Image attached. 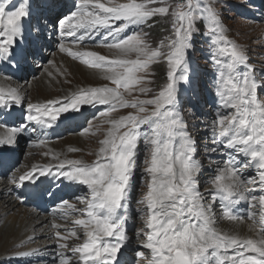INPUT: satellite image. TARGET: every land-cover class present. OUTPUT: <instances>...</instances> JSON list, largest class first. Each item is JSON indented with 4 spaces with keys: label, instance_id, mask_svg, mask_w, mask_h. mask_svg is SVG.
Here are the masks:
<instances>
[{
    "label": "snow or ice",
    "instance_id": "obj_1",
    "mask_svg": "<svg viewBox=\"0 0 264 264\" xmlns=\"http://www.w3.org/2000/svg\"><path fill=\"white\" fill-rule=\"evenodd\" d=\"M219 3L220 0H197L196 3L189 0L172 8L167 0L126 3L71 0L72 10L59 18L55 29L59 51L110 83L81 86L64 97L28 102L26 108L24 96L17 88L7 91L0 88V112L5 117L14 108H23L20 122L7 127L5 119L0 124L6 127L0 136V148H13L25 132L31 136L38 130L52 129L81 117L87 121L92 116L93 120L109 125L105 138L99 142L95 162L89 164L81 159L55 156L56 165L34 164L18 178L11 177L22 203L54 196L50 191L53 180L48 177L60 185L58 191L61 188L86 190L84 198L77 196L76 199L86 202V209L80 212L86 213L87 218L75 219L71 229L57 223L49 226L58 264H73V258L75 264H119L128 240L125 225L138 172L147 187L146 193L136 201L139 205L136 211L144 218V226L137 232L138 238L143 237L138 247L151 251V258H145L146 264H264V194L258 197L260 238H245L215 227L217 201L222 217L239 223L243 219L239 205L249 204L247 215L254 220L251 209L257 197L252 193H264V101L259 100L264 80L257 79V70L249 64L247 49L226 35L216 7ZM244 3L245 0H240L234 7L242 8ZM157 4L161 6H154ZM29 6L25 0L15 10L6 12L5 4L0 3V65H10L16 73L30 67L51 37L46 30L48 19L41 15L32 23ZM46 7L49 11L55 10L57 0H50ZM168 15L173 18L171 34L153 48L144 26L150 19ZM198 20L205 22L202 35L210 40L208 59L216 69L209 90L215 120L211 144L204 145V152L208 156L218 153L228 157L224 168L212 180L213 188L207 190L210 196L200 191L203 166L196 159L198 140L188 131L178 106L182 89L190 91L193 98L200 93L189 58ZM85 44L107 47L114 54L104 55L86 48ZM222 55L229 58L226 64L220 59ZM161 62L166 63L167 72L166 82L159 90L145 99L125 98L124 93L131 96L133 91L145 96L151 93L152 89L147 87L152 83L148 78L150 70ZM48 63L51 65L53 61ZM260 72L264 74V68ZM0 74L8 75L4 71ZM48 75L51 77L52 73ZM127 108L134 111L118 119L110 118L111 112ZM92 126L89 122L82 131L88 133ZM142 152L146 156L141 168ZM249 158L250 163L245 167L254 164L258 175L245 180V169L240 165ZM246 183L258 187L242 191ZM57 200V210L64 216L76 211L68 200L62 197ZM81 230L85 239L73 243L79 240ZM34 239L35 236L28 237L29 241ZM38 252V248H33L17 251L15 255L32 257ZM136 256L145 254L137 251Z\"/></svg>",
    "mask_w": 264,
    "mask_h": 264
},
{
    "label": "rangeland",
    "instance_id": "obj_2",
    "mask_svg": "<svg viewBox=\"0 0 264 264\" xmlns=\"http://www.w3.org/2000/svg\"><path fill=\"white\" fill-rule=\"evenodd\" d=\"M25 0H0V3L5 4L6 12L7 11H13L15 8L19 6L20 3H24ZM30 4V17L31 22L34 23L38 16H45L48 19V25L46 26V30L48 32H51L52 36H56L55 29L57 22L59 18L63 15H67L71 10V0H57L58 7L55 10L49 11V9L46 7V5L50 2V0H28ZM102 2L108 3L109 0H102ZM113 3H126L129 2V0H112ZM137 2H143V0H137ZM189 0H167V5H171L172 8H175L177 5L187 4ZM197 0H193V3H196ZM240 3V0H220V3L216 5L217 9L220 11V18L222 20V24L225 28L226 35L229 37L231 41H233L235 44L239 45L242 48L247 49V54L249 56V64L254 67L257 70V79L258 80H264V74H261L260 69L264 68V0H245L244 7L238 8L234 7L235 5H238ZM62 5V6H59ZM221 5H224V7L221 9ZM154 6H161L159 4ZM172 17L171 15L168 16H157L153 19H150L148 22V25L144 26V31L148 32L149 35V44L151 47L156 48L162 40L165 39V37H168L171 34L172 30ZM204 21L198 20L197 23L194 26V35L193 43H194V49L189 52V58L190 62L193 66V68L196 71V83L199 85L200 93L195 98L192 97V93L190 91H184L182 89L181 95H180V102H179V109L184 116L185 121L188 125V131L190 134L197 138L198 140V154L196 156V159H200L203 166V171L199 176V184H200V191L201 192H207L205 194L206 196H210V193L207 190L212 189L213 184L212 180H214V174L216 172V163L218 160H220V163L224 165V161L227 160V155L221 156L218 153L212 156H208L204 152V145L205 144H211V130L213 126V122L215 120V108L213 104V97L209 95V90L212 89V81H213V75L215 72V65L211 63L208 59L209 53L211 50V44L210 40L206 39L202 33L204 32ZM150 25V27H149ZM56 39L57 36H56ZM49 41V40H48ZM86 48H90L92 50L98 51L104 55L112 56L114 54L113 51H109L107 47L99 46V45H93V44H85ZM61 54L59 51H55L48 56H43L42 58H36L35 62H39L40 65L36 66V73L33 77L28 78L25 81V78L27 77L30 72H32V66L33 63H31L30 67L25 70L24 72H20L19 74L15 73L13 70H6L11 76L14 72V76L18 78V80H23L22 82L27 83L30 79L37 77L38 72L37 70L46 71V69L49 68V72L52 73V76L54 75L58 77L56 81L60 86H68L71 83H69L67 76H73L72 71L74 70V63L84 67L80 62L74 61L70 58V61H58V66L53 64H49L48 61H53L54 55ZM51 55V56H50ZM132 58H135L134 56ZM220 59L223 63H227L228 57L225 55L220 56ZM74 62V63H73ZM0 68H2L0 66ZM241 71L243 69H240ZM1 71V70H0ZM60 72H63V74H59ZM166 72H167V65L166 63H157L154 64L151 67L150 70V76L149 79L152 80L151 84H148L147 87L152 89L151 93H148L147 96L141 95L138 91H133L131 93V96L127 95V93H124V90L121 89V92L125 94V98L131 99L132 97L138 96L141 99L149 98L151 95H154L155 92L159 90V87L162 86L166 82ZM70 74V75H69ZM10 80V79H9ZM103 80V79H102ZM101 79L94 84V82L91 83L89 86H97L104 83H110L108 81ZM12 82H17L15 80H11ZM19 82V83H22ZM101 82V83H100ZM115 87V85H111ZM42 84L34 83L32 84V88L28 89L26 92V97L24 98V104L26 108V103L30 102V94L34 91L35 94L41 93ZM53 93V92H51ZM57 94H52L49 99L57 98ZM259 100L264 101V91H262L259 95ZM28 101V102H27ZM17 110H20L21 113H23V108H14ZM134 111L131 108L127 109H117L113 112H111L110 118L112 119H118L121 115H126L128 112ZM234 111V110H231ZM194 113V114H193ZM0 113V117H1ZM4 115V114H3ZM7 120V118H6ZM22 120V117H20L17 122H20ZM5 122V119L4 121ZM89 122L93 125L90 128V131L88 133H84L82 131V127L89 126ZM109 125L101 123L99 120H93L92 116L88 117V120L85 121L83 118H78L73 121H68L64 123H60L58 127L48 129L47 131L38 130L37 135H29L27 132H25L18 140L17 145L15 146V149L12 150L13 154H10L9 156L11 158L9 159H0V177H2V180L8 181V184L11 185L12 193L16 196V190L14 189V186L11 182V175L15 174L19 169L29 168L28 165H25L26 160L30 161H39L38 163H44V162H58V160L54 159V156L52 154L45 155L46 151L44 149V143H39L40 140H47V141H54V142H60L64 141L66 144H73L70 138L72 135H81L83 138L82 142L84 145L86 144V149L84 148H76L78 151L76 152H68V156H64V158L67 157V159H81L89 164L95 162L97 160V152L100 147V140H103L105 138V134L107 131V128ZM205 127L208 128V131L205 132ZM54 132V135L50 138H45V136L49 133ZM99 134V135H98ZM100 134L102 137H100ZM97 136V137H96ZM42 137V139H37ZM97 138V139H96ZM74 139V138H73ZM56 142V143H57ZM94 142L93 146H88L89 143ZM88 146V147H87ZM75 148V147H70ZM31 150V151H28ZM145 153H141L139 157L140 161V167L142 168L144 166V160H145ZM214 159H218L215 160ZM243 159V158H242ZM43 162H42V161ZM250 163L249 161H245L240 165L242 169H245L244 172V178L247 180L250 176L258 175L255 171V165H251L250 168H246L245 165ZM56 165V164H55ZM214 170V174L211 173V170ZM2 172V173H1ZM17 174V173H16ZM17 177V176H16ZM18 178V177H17ZM244 186H250L252 188L258 187L253 186L251 184H245ZM147 187L144 182L141 181L139 172L137 173L136 181H135V190L132 193V203L131 208L128 212V220L125 225L126 234L130 235V242H132L131 246L132 248L123 247L122 254L119 256V264H146V259L151 258V253L147 249H143L142 247H138L140 245L141 240L143 237L137 236L138 230H140L144 226V218L141 216L140 213L136 211V209L139 207L137 205L136 201L140 200L144 193H146ZM257 197V201L255 202V206L251 209L257 218H259V202L258 197L261 194L259 191H254L252 193ZM60 197L63 199H66L69 201V203H72L75 205L76 211H74L71 215H68L70 218V221H66V225H64L65 228L71 229L73 227V221L76 218V216H82L80 210L86 209V202L84 199L77 200L76 197L79 196L81 198H84L86 196V190L83 188H77L75 191L72 189H65L63 188L60 192ZM87 199H91L90 196H87ZM250 199V197H249ZM2 197H0V221L3 217V214L1 213V204H2ZM35 201L28 200L27 202H20L23 206H33V203ZM217 204L220 205V202L217 201ZM245 206V209L249 211V204L243 203ZM57 219L62 220L61 217H56ZM36 231L38 230L37 227L34 228ZM65 235L68 233L65 232ZM41 235L38 233L37 237L39 238ZM52 235L46 236V239L50 241V243H46V247L41 246H35L33 248H38L40 254H44L45 252H52L54 250L53 256L55 258L54 263L58 264V261L56 260L55 253L57 252V249L54 245V239L51 238ZM43 238V237H40ZM39 238V239H40ZM51 238V239H50ZM85 239L83 235V231L81 230L79 232V240H74L73 243H80L83 242ZM114 242V241H113ZM26 249L25 246H22L20 244H14L11 247L8 248L6 254L4 256L0 257V262H3V264H37V257L36 255L32 257H18L16 256L17 251H30L31 249ZM41 248V249H40ZM43 250V251H42ZM137 251H143L145 256L144 257H137L136 253ZM43 252V253H42ZM9 254V255H8ZM52 254V253H51ZM69 255H71L69 253ZM36 256V257H35ZM145 262V263H144ZM41 264H52L50 262H42ZM73 264H75V258H73Z\"/></svg>",
    "mask_w": 264,
    "mask_h": 264
},
{
    "label": "bare ground",
    "instance_id": "obj_3",
    "mask_svg": "<svg viewBox=\"0 0 264 264\" xmlns=\"http://www.w3.org/2000/svg\"><path fill=\"white\" fill-rule=\"evenodd\" d=\"M25 27L26 28L28 27L27 21L25 22ZM57 42H58V39H56V36L51 35L49 41L46 44V47L41 50L38 58H42L43 56L46 57L55 51H59ZM65 43H69V42H65ZM60 53H61L60 55L59 53H57L58 55L57 56L54 55L53 57V62L57 66L59 64L58 61H66V60L70 61L71 59L69 56H67V54L62 53V52ZM37 65H40V63L39 62L33 63L32 72H30L27 69L30 74L27 75V77L25 78V81L28 78H31L35 75ZM79 65L74 63L73 66L75 68L72 71L73 76L71 77L67 76L69 82L71 83L68 86L67 85L60 86L58 84L59 81L58 82L56 81L58 77H56L55 75L54 77L53 76L50 77L48 75V72H49V68H48L46 69V71H42L40 69L37 70L38 76L30 79L27 83L25 82L23 83L22 82L23 80H18L17 77L9 76V74L7 76L0 74V88L4 89L5 91H7L10 88H17L25 98L26 92L28 91V89L32 88V84L41 83L42 87L41 89H38L41 91V93L35 94L33 91L30 94V99H28L30 100V102H38V101L47 100L49 99V97H51L52 94H57L56 95L57 98L64 97L68 95L71 91H74L78 87L89 86L91 85L92 82H94V84L96 85L95 82L101 79V78H98L93 73V71L87 68L85 65L84 67H81ZM0 66L2 67L0 68V70L4 72L8 69L13 70L10 65H0ZM12 75H14V72ZM11 80H15L17 82H12ZM19 82H22V83H19ZM0 113L2 114L0 117V124H4L3 121L4 119L7 118V127H11L13 122H17V120L20 117H22V113L20 112V110H17V109H13L11 115L7 117H5V114L3 112H0ZM37 128L39 129L40 126H37ZM47 130L48 129H43V131H47ZM52 130L53 129H51L50 131ZM5 131H6V127H0V136H2ZM35 135H37V133ZM53 135H54V132H52L51 135L48 133L45 136V138H50ZM100 137H102L101 134H100ZM82 138L83 137L81 135H72L70 139L73 140L72 141L73 144H70V143L66 144L64 141H60V142L56 141L57 142L56 143L52 140L50 141L45 140L44 149L46 153L48 154L50 153L54 157L59 156L61 159H64V156H68V152H69L68 149L70 147L86 149V144L84 145V143L82 142L83 140ZM37 139H42V137L37 138ZM18 140H17V143H18ZM17 143L15 144V146L17 145ZM93 145H94V142L88 144V146H93ZM15 146L10 149L0 148V159L7 160L11 158L9 155L13 154L12 150L15 149ZM28 151H31V150H28ZM197 160L201 162L200 159H197ZM215 160H218V159H214V161ZM38 162L26 160L24 164L28 165L29 168H24V169L21 168L16 172L17 174L16 173L12 174L11 177L12 176L19 177V175L23 174L24 172L31 170L34 164L36 165H44V164L55 165L58 163V162H44V163H38ZM216 167L217 168L215 169L216 170L215 174L213 173L214 170L213 169L211 170V173L214 174V176L218 174V171L220 169L224 168V165L220 163V160H218V162L216 163ZM2 179L3 178L0 177V197H2L3 199L1 200L2 201L1 213L5 217H3L0 221V257L4 256L8 248L14 244H20L22 246H25L26 249H30L35 246L44 247L46 243L49 244L50 241L46 239V236L52 235L49 226L52 223H57V224L64 226L66 225V221L64 220L70 221V218H71L68 216H64L57 210V206L59 203L57 198H61L60 192L63 188H61L58 191L57 187H60V185L56 183L53 177H48L47 178L48 180H53V186L51 187L50 191L55 193V195L51 197L46 195L43 200L35 201L33 203V206H23L20 203V200L17 198V196H15L12 193L11 185L8 184V181H6L5 179L4 180ZM39 179L42 181L45 180L44 177H40ZM45 186L47 187V184H45ZM245 189H253V188L250 186H244V188H242L241 190L243 191ZM204 194L208 195L207 192H204ZM238 211L243 213V219L239 223L235 221H228L226 218L222 217L220 205L216 204L215 206V220H216L215 227L219 229L221 232H227L229 234H237L245 238H253V239L260 238L259 218H257L255 215L254 220L249 219L247 215L248 211L245 209V206L243 203L239 205ZM56 217H61V218L64 217V218L60 220V219H57ZM76 218H87V216L85 215L84 217H82V216L77 215ZM35 227L38 228L37 231L34 229ZM38 233L41 235L40 237H43V238L39 237L40 238L39 239L37 237ZM32 236H35V239L29 241L28 237H32ZM126 236L128 237V240L125 242L124 246L132 248L131 246L132 242H130V235L126 234ZM54 245H55V242H54ZM149 252L151 253L150 250ZM51 253L50 252H45L44 254H40V252L36 253L35 255L39 257L37 259L38 260L37 264H41L42 262H50L52 264H55L54 263L55 258L53 256L54 250Z\"/></svg>",
    "mask_w": 264,
    "mask_h": 264
}]
</instances>
